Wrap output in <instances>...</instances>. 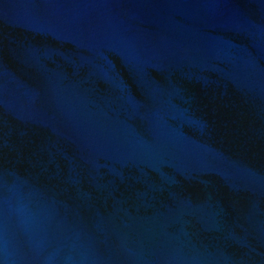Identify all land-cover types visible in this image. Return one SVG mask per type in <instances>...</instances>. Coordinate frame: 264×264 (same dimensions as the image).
I'll return each instance as SVG.
<instances>
[{"label": "water", "instance_id": "obj_1", "mask_svg": "<svg viewBox=\"0 0 264 264\" xmlns=\"http://www.w3.org/2000/svg\"><path fill=\"white\" fill-rule=\"evenodd\" d=\"M0 264H264V0H0Z\"/></svg>", "mask_w": 264, "mask_h": 264}]
</instances>
